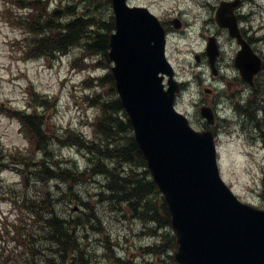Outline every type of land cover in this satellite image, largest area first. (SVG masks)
Instances as JSON below:
<instances>
[{
  "label": "rangeland",
  "instance_id": "1",
  "mask_svg": "<svg viewBox=\"0 0 264 264\" xmlns=\"http://www.w3.org/2000/svg\"><path fill=\"white\" fill-rule=\"evenodd\" d=\"M172 1L131 0L133 4L150 7L157 14L162 12L168 14V12L177 10L188 13V16H184L188 21V32L185 34H182V32L178 33L175 36L176 42L173 47L174 60L178 64L179 76L191 82L190 92L179 102L178 107L182 112L188 114L193 122L202 127L203 119L199 113V106L195 102L200 97H206L204 96L206 93H204L205 86L201 87L199 83L208 81V85L216 87L218 92L224 90L225 85L222 81L213 79L211 73H205V68L196 66L197 63L193 52L194 50L203 49L207 35H221L220 39L226 50L225 57L227 62L230 60L232 51H234L235 43L226 31L211 23L206 9L201 11V7L194 6L189 1L187 3L180 1L171 3ZM210 1L215 2L216 0ZM258 2L259 4L256 6L257 14L253 21L255 35L264 33V29L256 31L258 27L259 29L262 26L264 27V0H257ZM206 8L210 9V7ZM200 11L202 12L200 18L203 20H199L195 15ZM32 13L34 11H26L20 8L15 3V0L14 2L0 0V138L8 155L14 157L13 159L8 158L9 168L4 169L1 172V176L6 184L7 191L11 188L17 191L16 194L10 192V194H7L8 197L3 195L6 191L3 190L2 194L0 193V238L10 249L16 248V253L14 252L12 259L8 261L7 256L4 258L5 264H20L23 258H27V253L25 251L22 252L23 249L25 250V247L22 246L23 238H18L17 227L15 226L21 221L29 223L31 220L17 207V203L21 202L25 193L36 196L37 194H42L44 190L50 187L57 196L64 194V198L58 201V210L74 215L75 213L81 214L78 200L73 195L75 190L82 193V196L99 190V184L95 182L80 183L81 185L75 188V185L78 184L76 183L73 188H70L64 184L58 186L55 181L50 183L38 181L39 177L30 174L32 171L31 159L24 156L27 154L25 152L26 147L29 148L31 145L21 131L20 121L9 116L1 109V107L5 108L6 105L27 107L28 88L34 86L40 92L56 97L57 103H59L56 113L54 111L50 112V108L47 117L48 129L52 134L57 127L62 132L64 131L63 129L72 126L82 130L89 136L91 135V128L88 125L93 117V110L88 108V102L83 98L82 81L88 76V71L94 69V67L83 60V62H80V67L73 69L71 57L78 54L77 49L53 61L44 57L40 58L38 55H31L36 56L35 58H28L30 56L24 54V43L29 35L15 20L23 19V17ZM259 48L264 50V43ZM91 60L89 58L88 61ZM103 71L105 72V70H97L94 73L103 74ZM226 71L230 75L236 76L237 74L236 71H232L230 68H227ZM202 78L205 80L202 81ZM225 83L228 89V84L226 81ZM208 98H210L211 102L213 97L208 95ZM219 98L220 96L216 97L217 100ZM217 104H225V101L221 103L218 101ZM226 115L232 117V122L237 117L231 106L228 112L223 114V116ZM222 123L224 124V129L220 138V157L223 177L243 201L259 205L261 202L259 191L264 165V143L257 137L253 136L252 138L250 135L242 133L240 126L235 127L233 124H226L223 120ZM51 151L55 155L62 156L64 160L76 158V161L81 163L82 166L89 163V160L76 147H62L57 142L54 143V150ZM26 164H28V167ZM24 169L27 170L30 178L28 187L24 185L22 175L19 173V171ZM25 180L28 181L26 178ZM102 180L101 176L97 177L99 183ZM71 198L74 200H71ZM21 206L27 207V205ZM72 207L74 211L71 210ZM76 207L78 208L75 209ZM97 210L103 215L104 223L102 225L97 224V230L94 226H89L88 228H82V231L79 232L81 237L85 236L83 248L94 256L95 264H118L114 258L104 256L103 246L107 243L106 238H110L113 242V247L118 249L115 250L116 254L121 253L126 247L127 251H122L123 255H120V257L124 256V253L129 254L126 259L131 260V264L136 262L140 251H142L141 249L155 240L154 238H143L138 234L139 229L142 227L139 222H132V218L118 214L112 209L110 204L99 202ZM23 211L28 214L26 210ZM23 230V233H26L25 227ZM3 243L0 242V250L5 247ZM118 243H121V245H118ZM20 253L23 258L19 255ZM145 259L153 262V259L151 260L148 255ZM141 260H144V258H141ZM164 263L165 260H161L160 264Z\"/></svg>",
  "mask_w": 264,
  "mask_h": 264
},
{
  "label": "water",
  "instance_id": "2",
  "mask_svg": "<svg viewBox=\"0 0 264 264\" xmlns=\"http://www.w3.org/2000/svg\"><path fill=\"white\" fill-rule=\"evenodd\" d=\"M116 32L110 57L117 88L156 182L165 194L177 231L182 264H264V210L242 203L222 180L211 132L192 128L174 106L178 83L168 90L160 73H169L165 31L146 8L113 0ZM219 23L238 35L236 22ZM212 54H214L212 52ZM251 60L248 67L242 59ZM244 74H256L258 57L240 53ZM202 113L212 122L209 107Z\"/></svg>",
  "mask_w": 264,
  "mask_h": 264
},
{
  "label": "trees",
  "instance_id": "3",
  "mask_svg": "<svg viewBox=\"0 0 264 264\" xmlns=\"http://www.w3.org/2000/svg\"><path fill=\"white\" fill-rule=\"evenodd\" d=\"M30 1L26 3L24 0H15V3L34 11L24 20L18 19L19 26L28 32L25 44L29 50L36 49L46 56L56 57L57 53H67L76 46L83 48L85 52L99 55L103 59L102 63L110 67L108 52L114 22L110 20L112 17L108 16L109 11L107 15L104 14L108 0H84L94 6L91 8L93 14L77 18L74 17L75 5L62 6L61 3L48 10L49 0ZM78 1L76 0V3ZM102 6L105 7L104 10H101ZM92 82L93 79H90L85 83L92 87ZM95 87L97 91L88 96L89 103L96 110L93 136L86 139L82 134H77L63 142L74 143L85 149L92 162V172H98L106 178L102 192L103 200L113 204L122 215H129L144 224H154L160 229L169 228V210L157 185L151 179L146 160L135 140L132 124L116 93L115 80L110 70L98 77ZM100 87L106 90L99 91ZM22 117L24 123L30 126V133L36 137L38 146L45 147V157L35 163V172L41 174L44 179H58L68 183L70 187L82 179L84 171H77L74 165L70 168L61 167L58 165L59 161L53 160L50 155L48 157L50 135L46 130L44 117L41 114L25 113ZM1 152L0 146V169L8 162L7 156ZM261 196L264 200V177ZM55 205L49 191L45 197L35 196L30 200L29 208L35 217L38 216V226L35 231L25 233L27 237L23 239L22 244L25 253L30 252V259H26L25 264H93L92 257L83 250V245L77 242L75 237V228L81 224L80 219L71 221L60 217ZM86 205L93 208L89 203ZM95 218V215L88 216L91 220ZM166 240L169 244L168 235ZM173 241L175 240H171ZM44 245L46 247H43V250L37 247ZM173 245L176 246V243ZM4 246V249L0 250V264H5L6 256L8 261L12 259L16 252L14 248L10 249L5 244ZM148 250L161 252L157 247Z\"/></svg>",
  "mask_w": 264,
  "mask_h": 264
},
{
  "label": "flooded vegetation",
  "instance_id": "4",
  "mask_svg": "<svg viewBox=\"0 0 264 264\" xmlns=\"http://www.w3.org/2000/svg\"><path fill=\"white\" fill-rule=\"evenodd\" d=\"M249 1L250 0H238V5L236 7L235 13L238 16V18L241 21V23H242V20L246 19V16H247L246 15V13H247L246 5L248 4ZM242 30L244 31L245 29L243 28ZM245 33H246V31H245ZM215 36L217 37L218 41L220 42L221 51H222V41L220 39L221 35H215ZM244 36H245L246 39L250 40L253 43V36H251V35H244ZM234 41L236 43L234 44V51H232V54H233V52L238 51V49L240 48V45L237 43V41L236 40H234ZM223 49H224V46H223ZM203 54L205 56V52ZM232 54L230 55L231 60L227 61V62L226 61L224 62L225 56H224V52L222 51L220 56H219V59L217 61V66L219 68H222L223 64H225V65H227L229 67H233L234 68V59H233V55ZM203 61L205 62L206 65H208V60L205 57H204ZM252 102H253V99H252Z\"/></svg>",
  "mask_w": 264,
  "mask_h": 264
},
{
  "label": "clouds",
  "instance_id": "5",
  "mask_svg": "<svg viewBox=\"0 0 264 264\" xmlns=\"http://www.w3.org/2000/svg\"><path fill=\"white\" fill-rule=\"evenodd\" d=\"M120 255H123V253H119Z\"/></svg>",
  "mask_w": 264,
  "mask_h": 264
},
{
  "label": "bare ground",
  "instance_id": "6",
  "mask_svg": "<svg viewBox=\"0 0 264 264\" xmlns=\"http://www.w3.org/2000/svg\"><path fill=\"white\" fill-rule=\"evenodd\" d=\"M44 178V177H43Z\"/></svg>",
  "mask_w": 264,
  "mask_h": 264
}]
</instances>
